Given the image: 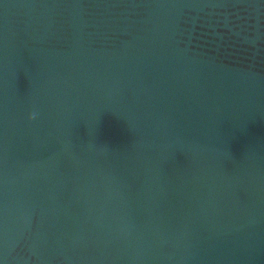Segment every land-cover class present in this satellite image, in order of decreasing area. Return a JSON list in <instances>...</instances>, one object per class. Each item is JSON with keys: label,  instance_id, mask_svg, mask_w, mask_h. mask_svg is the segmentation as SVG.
Here are the masks:
<instances>
[{"label": "water", "instance_id": "1", "mask_svg": "<svg viewBox=\"0 0 264 264\" xmlns=\"http://www.w3.org/2000/svg\"><path fill=\"white\" fill-rule=\"evenodd\" d=\"M0 264H264V0H0Z\"/></svg>", "mask_w": 264, "mask_h": 264}]
</instances>
